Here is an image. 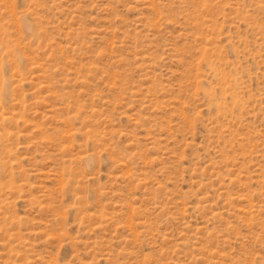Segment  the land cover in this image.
I'll use <instances>...</instances> for the list:
<instances>
[{
    "label": "rangeland",
    "instance_id": "rangeland-1",
    "mask_svg": "<svg viewBox=\"0 0 264 264\" xmlns=\"http://www.w3.org/2000/svg\"><path fill=\"white\" fill-rule=\"evenodd\" d=\"M0 264H264V0H0Z\"/></svg>",
    "mask_w": 264,
    "mask_h": 264
}]
</instances>
